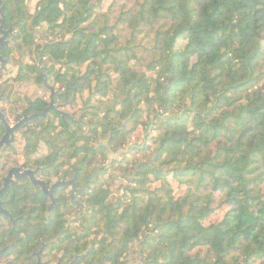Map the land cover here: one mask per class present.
<instances>
[{
    "label": "trees",
    "instance_id": "16d2710c",
    "mask_svg": "<svg viewBox=\"0 0 264 264\" xmlns=\"http://www.w3.org/2000/svg\"><path fill=\"white\" fill-rule=\"evenodd\" d=\"M104 1L38 0L36 13L64 84L111 94L94 105L95 141L117 148L120 119L156 115L140 149L155 167L115 201L98 190V227L126 264L139 241L141 264H264V0Z\"/></svg>",
    "mask_w": 264,
    "mask_h": 264
},
{
    "label": "flooded vegetation",
    "instance_id": "af4514ba",
    "mask_svg": "<svg viewBox=\"0 0 264 264\" xmlns=\"http://www.w3.org/2000/svg\"><path fill=\"white\" fill-rule=\"evenodd\" d=\"M31 1L0 0V264H126L127 252L119 258L117 238L96 222L98 190L113 200L112 184L124 193L142 163L151 160L155 167V155H132L145 144L106 165L109 147L126 148L131 115L117 127L124 143L113 148L100 133L96 144L91 120L96 93L66 86L67 69L48 66L46 23L37 22L38 0L34 6ZM136 123L133 128L142 125ZM126 156L136 160L131 173ZM138 243L132 264L142 262Z\"/></svg>",
    "mask_w": 264,
    "mask_h": 264
},
{
    "label": "rangeland",
    "instance_id": "374dc122",
    "mask_svg": "<svg viewBox=\"0 0 264 264\" xmlns=\"http://www.w3.org/2000/svg\"><path fill=\"white\" fill-rule=\"evenodd\" d=\"M36 1L37 0H32L31 1V3H32V5L34 6L35 5V3H36ZM38 2V1H37ZM112 2V0H105L104 1V9L105 10H107L110 6H111V3ZM123 4V1L122 2H119L118 3V5L119 6H121ZM118 6H114V8L116 9ZM182 43H180V44H184V41H181ZM41 43V42H40ZM59 66V65H58ZM85 97H88L87 95H85ZM100 98H103L104 100H108V99H110L111 98V94L109 93L107 96H101V94L100 93H97L96 95H95V97H94V99H93V101H92V103L94 104V105H98L99 104V100L98 99H100ZM83 102H84V99L83 98H81V100H80V104L78 105L79 107H78V109H80L81 110V108H82V106H83ZM158 112L159 113H161L162 112V109H158ZM166 115H167V113H166ZM153 116H154V113L152 114V116L151 117H148V116H141V118H139V122H141L142 123V125H140L139 124V126H135L134 128L132 127L133 126V123H127L126 124V128L127 129H129V131H130V137H129V139H130V143L131 144H133V143H141L143 140H144V136H145V134H146V130H145V128H144V124H143V121H145L146 123H150V121H151V119L153 118ZM129 122V121H128ZM135 123V122H134ZM120 124H121V122H120ZM136 124H138V123H135V125ZM154 124H155V121H154ZM155 126V125H154ZM132 127V128H131ZM137 127V128H136ZM146 127H147V124H146ZM155 128V127H154ZM154 128L152 129V127L150 128V130H151V132H149V134H148V140H147V142H146V144H149L150 143V137H151V135H152V132H153V130H154ZM99 136V135H98ZM107 136H104V138H106ZM97 141H98V139H97ZM97 141H95V142H97ZM106 142V141H105ZM128 142V141H127ZM128 146V143H126V145L124 146L123 145V147L125 148V147H127ZM42 151L41 152H45V148H44V146L42 145ZM132 155H134V157H137V158H139V159H142L143 158V154H142V152H140V149L139 150H136L134 153L132 152ZM106 165L107 166H109L110 167V165H111V162H109V159L107 160V162H106ZM115 177H117V178H121L122 176H120V174H115ZM169 181H170V185H171V187L173 188V191H174V194L176 195V196H179V195H181L182 193H183V191L185 190V186L183 185V184H180L174 177H172V175H170L169 176ZM134 185V184H133ZM159 185V181H154V183H152V187L153 188H155V187H157ZM111 188H113L114 189V192H113V194H111L112 195V197H113V200H116V199H119V198H121L123 195H124V193L123 192H120V189H116V188H118V183L117 182H115V185H114V183L112 184V187ZM221 218V215H214L211 219L212 220H218V219H220Z\"/></svg>",
    "mask_w": 264,
    "mask_h": 264
},
{
    "label": "water",
    "instance_id": "95a60500",
    "mask_svg": "<svg viewBox=\"0 0 264 264\" xmlns=\"http://www.w3.org/2000/svg\"><path fill=\"white\" fill-rule=\"evenodd\" d=\"M163 113H164V112H163ZM155 117H156V115L153 116V118L151 119L150 123L147 124V127H146V134H145V136H144V140H143L141 143H133V144H131V143H130V139L128 138V146H127L125 149H120V150H118L117 152H114V151L111 150L110 147H109V151L107 152V156H108L109 162L112 161L111 159H112L113 157H114V158H119V157H121V153H124V154H125V153L129 152L130 149H131L132 147H143V146L146 144L147 140H148V134H149V132H150V128L153 126V123H154ZM106 144H107V143H106ZM148 161L151 162V160H148ZM131 177H136V173H135L133 176H131Z\"/></svg>",
    "mask_w": 264,
    "mask_h": 264
}]
</instances>
